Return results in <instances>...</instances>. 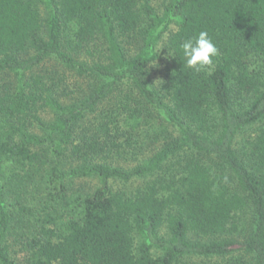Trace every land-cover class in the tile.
I'll use <instances>...</instances> for the list:
<instances>
[{
	"label": "trees",
	"instance_id": "trees-1",
	"mask_svg": "<svg viewBox=\"0 0 264 264\" xmlns=\"http://www.w3.org/2000/svg\"><path fill=\"white\" fill-rule=\"evenodd\" d=\"M200 31L218 54L196 71L180 45ZM14 245L26 264H264V0H0V264Z\"/></svg>",
	"mask_w": 264,
	"mask_h": 264
},
{
	"label": "rangeland",
	"instance_id": "rangeland-1",
	"mask_svg": "<svg viewBox=\"0 0 264 264\" xmlns=\"http://www.w3.org/2000/svg\"><path fill=\"white\" fill-rule=\"evenodd\" d=\"M166 1L167 0H150V4L153 6L154 10L160 14L163 10V7ZM40 11L42 15H44L45 10H44L43 5L40 6ZM165 38H166V35H164L162 39L159 41L157 45V51L159 53V56L150 65V72H151L150 79H151L152 85H156L160 81V76L164 69L165 61L167 60V57H168V52L165 49ZM48 65L50 66V63H48ZM50 117H51V114L49 112H45L43 114V118L46 120H48V118ZM161 126L162 124H160L158 119L151 120L144 127L142 126L138 134H136V137L139 140V143H142V146L141 147L139 146L140 149L137 150L140 152V154L137 155L138 158L145 157L150 152V149L152 148L153 144L160 139V133L161 131H163V128ZM122 164L127 165L123 161H122ZM156 177L157 175L156 173H154L153 175L134 177L128 181H123L120 179H113V180L111 179L109 181V185L111 186L112 189L122 190L126 192L127 194H132L137 188L143 187L146 182ZM97 185H98V180L96 177H93V176L76 177L67 182L66 193L69 198H72L76 195H84L86 193L91 192ZM61 212H64L63 208H60L59 213ZM154 254H157V252L155 253L154 251ZM11 255L13 259L15 260L16 264H26L23 253L20 250L18 245H14L11 248ZM185 260L190 264L201 263V257H197V256H187L185 257ZM208 261L209 259H202V262L204 263Z\"/></svg>",
	"mask_w": 264,
	"mask_h": 264
},
{
	"label": "clouds",
	"instance_id": "clouds-1",
	"mask_svg": "<svg viewBox=\"0 0 264 264\" xmlns=\"http://www.w3.org/2000/svg\"><path fill=\"white\" fill-rule=\"evenodd\" d=\"M186 65L200 71L213 62L218 49L207 31H200L198 35L188 38L180 45Z\"/></svg>",
	"mask_w": 264,
	"mask_h": 264
}]
</instances>
